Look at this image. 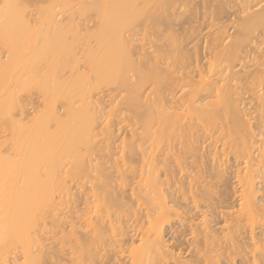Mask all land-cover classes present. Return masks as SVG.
Masks as SVG:
<instances>
[{
  "label": "bare ground",
  "instance_id": "obj_1",
  "mask_svg": "<svg viewBox=\"0 0 264 264\" xmlns=\"http://www.w3.org/2000/svg\"><path fill=\"white\" fill-rule=\"evenodd\" d=\"M44 2H48L46 6ZM27 5L33 7L30 11L33 15L25 13ZM90 14L91 17L87 16ZM87 17L96 20H88L91 21L88 25ZM203 17L215 27L214 33L206 34L214 36L204 41V49L210 51L206 53L209 62L204 67L203 62L198 66V57L202 58L199 45L186 47L200 32L197 22ZM223 18L230 23L231 33L223 27L227 23ZM219 29L222 31L216 32ZM86 40L89 42L85 43ZM81 44L87 45L86 49L76 58L74 47ZM0 48L4 50L0 52V122L11 133L9 146L0 135V264H58L54 260L56 251L52 250L56 244L48 240L53 237L49 235L58 233L70 244L68 264H109L117 255L116 258L127 261L113 264H170L174 256L164 239V230L174 219H180V205L173 199L167 200L162 186L169 184L175 170L188 172H185V168H190L186 159L196 156L197 145L203 143L197 137L209 135L201 122L213 125L220 119L225 136L238 137L240 146L233 153L242 155L244 164L232 169L234 165L224 158L226 143L216 145L223 141L222 137L204 144L212 161L208 175L216 181L210 185L205 181L204 187L197 186L191 192L194 206L201 208L197 219L200 223H195L194 232L201 236L204 246L201 258L194 264H234L236 256H242L246 264H264V199L260 203L257 198L260 194L256 195L261 189H256V182L264 183V0H0ZM82 57L85 65L82 71L77 68L75 76L61 79L63 68L72 69ZM163 79L168 80L169 87L176 84L177 91L175 88L166 95L152 90L142 96L146 83L157 87ZM114 83L122 89V97L115 93L105 100L95 93L97 96L92 98L91 91ZM32 89L44 97V111L38 109L36 113L34 103L26 100L30 111L27 102L17 95ZM55 100L65 102L63 112L50 107L49 102ZM114 107L120 109L117 110L120 114L125 107L135 110L141 132L145 131L154 141L142 142L133 133L128 134L130 137L123 136L125 139L120 134L115 137L110 126L119 124L122 118ZM173 134L174 140L180 139L174 141L178 147L174 142L163 148L158 145L160 137ZM95 138L99 140L96 142ZM92 141L98 145V149L93 145L100 153L98 157L94 149L89 153ZM85 147L91 154L88 156L92 152L94 156L84 158L80 148ZM174 147L181 151L178 155L190 156L179 157L176 152L171 155ZM102 149L112 152L104 151L102 155ZM105 154L109 156L103 159ZM134 155L149 168H140L148 171L139 173L137 189L134 186L129 190L130 196L135 197L130 203L124 201L123 186L128 183L122 175L125 166H129L126 159L132 161ZM170 157L177 169H164L162 181L159 168L166 166ZM70 169L95 175L72 176L68 175ZM227 173L236 177L238 189L232 190L237 197V206L233 207L237 209L233 211L234 217L231 214L226 220L224 234L216 235L206 211L231 208L232 204L227 206L229 193L224 188L218 190L223 185L220 182L227 180ZM77 176L79 179L73 178ZM188 176L189 183H200L195 176ZM87 183L90 184L87 190L92 192L86 199L94 200L92 206H86L79 224L86 230L78 237L75 236L78 221L74 220L78 211L68 220L62 218L68 209H73L74 191H83ZM175 183L178 182H170ZM184 184V181L176 184L182 198L193 187L187 189ZM167 194L170 195L168 191ZM141 199L143 202H138ZM143 205L146 208L141 210ZM111 208L113 217L109 213ZM131 219L138 233L136 238L123 239L122 236L128 235ZM62 224L67 226L57 228ZM104 235L119 239L107 240ZM136 241L138 244L134 245ZM18 247L20 255L9 257ZM172 264L184 263L175 257Z\"/></svg>",
  "mask_w": 264,
  "mask_h": 264
},
{
  "label": "rangeland",
  "instance_id": "obj_2",
  "mask_svg": "<svg viewBox=\"0 0 264 264\" xmlns=\"http://www.w3.org/2000/svg\"><path fill=\"white\" fill-rule=\"evenodd\" d=\"M47 3L48 2H44V4H43V6L45 5H47ZM40 5V4H39ZM41 5H42V3H41ZM28 6V5H27ZM59 8V7H58ZM57 9V8H56ZM31 10H33V7L31 6V7H27V9L25 10V13L26 14H28V12H29V14H31V15H33L34 13L33 12H31L30 13V11ZM57 10H59V9H57ZM34 11L36 12V10L34 9ZM60 12V11H59ZM61 13H63V12H61ZM67 13H68V11H67ZM91 13V12H90ZM65 15H67L66 13H64ZM62 15V16H65V15ZM92 15H93V12L91 13ZM91 14L90 15H87V16H90L91 17ZM61 15V14H60ZM59 16V15H58ZM83 17L85 18V16H81V19H83ZM94 17H95V15H94ZM94 17L93 18H91V19H88V17H87V21L88 20H96V19H94ZM228 19H231V17L230 18H228ZM92 20V21H93ZM223 21H225V22H227V19L225 20L224 18L222 19ZM64 21V20H63ZM221 21V20H220ZM229 21V20H228ZM91 21H88V25H90L91 23H90ZM209 22H210V19H208L207 17H203V18H200L199 20H198V22L197 23H200V32L198 33H196V38H194L192 41V43H189L188 44V46H186V47H192L193 45H195V44H198L199 45V47H200V51H201V53L199 54V56H202V58L200 57H198V60H200L199 62H198V66H200V65H202L201 63L203 62V67L209 62V54L207 55L206 53H209L210 51L209 50H205L204 49V47H205V43H204V41H205V39H207L208 40V38H212L214 35H213V33H214V29H215V27H211L210 25H209ZM230 23L229 22H227V23H224L223 24V27L226 29V30H228V31H226V32H228V33H231V25H229ZM225 25V26H224ZM222 30H224L223 28H221ZM221 29H219V30H216V32L217 31H222ZM210 31H213V33H211L212 35H206V34H208ZM215 32V33H216ZM219 33V32H218ZM228 33H226V34H228ZM204 35V36H203ZM141 36H143L142 34H141ZM138 37V36H137ZM136 37V38H137ZM145 37H147V36H144L143 38H145ZM139 39L141 38V37H138ZM89 39V38H88ZM90 40V42H92V39H89ZM87 42V40L85 41V43ZM89 42V41H88ZM87 42V43H88ZM93 44V43H92ZM84 45V44H83ZM77 46V47H76ZM81 46H82V44H81ZM81 46H78V45H75V49H74V51L73 52H75L74 54H76L75 55V57L77 58V57H80V54L82 55V53H83V50H84V48L86 49V46L87 45H85V47H81ZM185 47V48H186ZM1 50H0V52H2V51H4V50H2V48H0ZM80 52H82V53H80ZM207 56H206V55ZM83 56H84V54H83ZM204 56H206V57H204ZM203 57H204V59H203ZM83 60V57L80 59V61H76V63H77V65H75V66H73L72 67V69H70L71 67L69 66H65L64 68H63V71H62V73L60 74V75H62L63 74V78H61V79H69L70 77H72V76H75L77 73V68H79L78 70L79 71H82V68L85 66H83L82 64L84 63V60ZM205 61V62H204ZM205 64V65H204ZM74 68V69H73ZM193 68V67H192ZM238 68V67H237ZM85 69V68H84ZM191 69V68H190ZM196 68L194 67L193 68V70H195ZM86 70V69H85ZM88 71V70H87ZM87 71H84V72H86L87 73ZM75 72V73H74ZM81 73V72H80ZM85 73V74H86ZM89 73V72H88ZM193 73H195V71L193 72ZM83 74V73H82ZM87 75V74H86ZM88 76V75H87ZM177 76V75H176ZM66 77V78H65ZM90 79L92 78V76H91V72H90ZM89 77H88V79H89ZM92 81H93V79H91ZM164 80V79H163ZM167 80V79H166ZM166 80H164V82H162V83H160V85H158L157 87L153 84V83H146L143 87H142V96L143 95H147L148 93H150L152 90H156V91H158L159 93L160 92H165V94L166 95H170L171 93H173V92H171L170 94H169V92L170 91H174V89L177 87V85L175 84H173V85H171V87H169V86H167L166 84H168V82L166 83ZM168 81V80H167ZM117 85H115V83L114 84H110V85H106V86H101V88H98L99 89V91H98V89L97 90H94V91H97V92H92L91 91V94H92V98L94 99L96 96H97V94H95V93H98V97H99V95H100V97L102 96L105 100H106V98H107V100L108 99H111V97H112V95H118V96H121V94L123 95L124 93H123V91H122V89L121 88H118V86L116 87ZM185 89H187V88H185ZM100 90H102V91H100ZM175 91H177V88L175 89ZM184 91V90H183ZM183 91H181V92H183ZM99 92H100V94H99ZM19 93V92H18ZM103 93V95H101ZM116 93V94H115ZM145 93V94H144ZM168 93V94H167ZM175 93V92H174ZM180 92H178V93H176L177 94V96H179L178 94H179ZM107 94H109V97H108V95ZM120 94V95H119ZM155 94V93H154ZM181 94V93H180ZM17 95H19V97L21 98V99H23V101L25 100V102H27L25 105H26V108H29L30 107V105H28V101L31 103V104H33L34 105V111H36V110H40V109H42V108H44L45 106H43L42 104H45V103H42L43 102V98L44 97H42L41 95H39V93L36 91V90H34V89H32V90H30L29 92H20L19 94H17ZM111 95V96H110ZM41 96V97H40ZM95 96V97H94ZM117 96V98H116V101L118 102V100L117 99H119V97ZM176 96V97H177ZM18 97V98H19ZM106 97V98H105ZM122 97V96H121ZM144 97V96H143ZM91 98V99H92ZM20 99V100H21ZM92 99V100H93ZM26 100H28V101H26ZM42 100V101H41ZM49 100V99H48ZM122 100V99H121ZM41 101V102H40ZM24 102V103H25ZM29 103V104H30ZM62 103V104H61ZM49 104L51 105L50 107L52 108H55V111H57V112H60L61 113V111L63 110V108H64V104H65V102H62V101H54V102H49ZM29 107H28V106ZM33 105H32V107H33ZM63 107H62V106ZM77 105V104H76ZM120 105H121V107L122 108H124V106H122V103H120ZM124 105V104H123ZM37 106H39V107H37ZM62 107V108H61ZM115 107H117V106H115ZM114 107V109H116ZM118 107L119 108H121L119 105H118ZM52 108V109H53ZM32 109V110H33ZM62 109V110H61ZM29 110H30V108H29ZM43 110V109H42ZM45 110V109H44ZM43 110V111H44ZM60 110V111H59ZM117 110H119L120 111V109H116V111ZM124 110V111H123ZM31 111V110H30ZM119 111H117V112H119ZM123 111V115L122 114H120V112H119V114H118V116L120 117V118H122L121 119V122L119 123V124H115L114 123V121H113V119H116L117 117H112L113 119H111L112 120V124L113 125H111L110 126V129L111 130H114L113 131V133H114V135H115V137H117L119 134L122 136H120V138H124V137H127V136H129L131 133H133L134 134V138H138L139 139V137H140V139L142 138L143 139V141H142V139L140 140V141H142V142H146L145 140H147V143H148V141H149V143L151 144V142H153L154 140H150L149 138H151V136H149L148 134H146L145 133V131H143L142 130V132H141V127H139L140 125H139V123L140 122H138L137 120H136V112H135V110H130V109H127L126 110V107H125V109H122L121 110V112ZM33 112V111H32ZM63 112V111H62ZM14 113V112H13ZM36 113H38V111H36ZM35 113V114H36ZM116 113V112H115ZM33 114H34V112H33ZM33 114H30L31 115V117H32V115ZM34 114V115H35ZM40 114V113H39ZM14 115V114H13ZM33 115V116H34ZM37 115V114H36ZM123 116V117H122ZM14 117H15V115H14ZM17 118V117H16ZM125 118V119H124ZM221 123H222V120L220 119V120H217L213 125L212 124H210L209 122H207V121H202L201 122V124L204 126V127H206L205 129L206 130H208L209 131V135L211 134V137L209 138V135L207 136V134H206V136H204V134H203V136H199V137H197L198 139H200V141L201 142H203V143H200V145L198 144L197 145V147H198V151L197 152H195V154H196V156H194V157H188V156H190L188 153H183V155L182 156H185V157H188L187 159H186V163H187V167L189 166L190 168H187L188 170H186V168H185V172H187V173H191V168H193L192 169V173L191 174H187V173H184V172H181L179 169H177L176 168V166L174 165V164H172V163H174V162H172L173 160H172V157H170V160L171 161H169V159L167 160V162L169 163H167L166 164V166H160V168H159V174H160V177H159V179L160 180H162V181H164V179H165V176H164V174H163V172L165 171L164 169H166V170H168V171H170V170H175V168L177 169V170H175V172H173L171 175H170V178H169V175H168V182H169V184H164L163 186H162V188L164 189V191H163V193H164V196H166L167 197V200H169V199H173L174 201H176L179 205H180V210H179V212H180V219H174V222H171V224L170 225H168L169 227H166V229L164 230V239H165V241H166V244H167V246H168V248H169V251L173 254V256H174V258L176 257L177 258V260H179V261H182L184 264H194V263H196L197 261H198V259H200L201 258V251L204 249V246H203V248H202V238H201V236L200 235H196V233L194 232V230H195V228H196V226H195V223H200L199 221H197V219L199 218V214H200V212H201V208H199V207H195L194 206V203H193V201H192V198H191V192H194L195 191V188L197 187V186H202V187H204V183H205V181L206 182H208V184L210 185V184H212V183H214L215 181H216V178H212V177H209V173L211 172V164H212V161H210V157L208 156L209 154H208V152H207V150H206V147H205V145L204 144H206L207 142L209 143V141H211V140H215V139H217L218 137H222V139L221 140H223V141H220V139H219V141L220 142H218V144H216L217 146H220L219 145V143L221 144V142H222V144H223V142H225L226 143V156L224 157L225 159H228V163L230 164V165H234V168L232 167V169H236V168H238V166L240 167H242V164H244V161L242 160V155H238V156H235L234 155V153H233V151L236 149V147H238V146H240V143H239V139H238V137L237 136H230V135H228V136H225V133L223 132V130H221L220 129V125H221ZM5 124V123H4ZM3 123H1L0 122V135H1V139L4 141V143H6V145L7 146H9L7 143H9L10 141H11V133H10V130L8 129V127L7 126H5ZM52 125V124H51ZM52 127V129H53V127H54V125L53 126H51ZM156 127V125H153V127L151 126V128L152 129H154ZM119 128V129H118ZM219 128V129H218ZM131 129H132V132H130L131 131ZM151 131H153V130H151L150 129V132ZM130 132V133H129ZM135 132V133H134ZM125 133H127V134H125ZM152 133V132H151ZM171 133H173V132H170L169 134H171ZM175 133V132H174ZM129 134V135H128ZM148 135V136H146V135ZM176 134V133H175ZM225 136V137H223V135ZM127 135V136H126ZM177 135V134H176ZM176 135H172V136H164V137H160L159 138V141H158V145H160L161 146V148H163L167 143L168 144H172L176 139H178V137L174 140V138L176 137ZM2 136H3V138H2ZM118 136V137H119ZM124 136V137H123ZM102 136H99V137H97V138H101ZM130 137V136H129ZM128 137V138H129ZM148 139H147V138ZM169 137V138H168ZM97 138H95V140L97 139ZM119 138V139H120ZM155 138H157V137H155ZM207 138H209L208 140H207ZM125 139V138H124ZM154 139V138H153ZM172 139V140H171ZM94 140V139H93ZM97 140H99V139H97ZM97 140H96V142H97ZM180 139H178L177 141H179ZM203 140H207V141H203ZM6 141V142H5ZM170 141V142H169ZM176 141V142H177ZM93 143L92 144H90L91 146V149H90V147H89V149L87 148V147H85V148H80V153H82L81 155L82 156H84V158L87 156V157H92V156H94V154H93V152H92V156H88V155H91V154H89V153H91V151L94 149V151L96 152V157H98L99 155L98 154H100V153H98L97 154V151L95 150V148H97L98 149V145H96V142L95 141H92ZM118 142V141H117ZM103 143V142H102ZM101 143V144H102ZM140 143V142H139ZM147 143H143L144 144V147H145V145L147 144ZM148 143V144H149ZM207 143V144H208ZM174 144H175V142H174ZM206 144V145H207ZM6 145H4V147L6 146ZM93 145L95 146V148L93 147ZM114 146H117L118 145V143H117V145H115V144H113ZM113 145H111V147H113ZM176 146L177 145H179L178 143H176L175 144ZM204 145V146H203ZM147 146V145H146ZM93 147V148H92ZM178 147V146H177ZM177 147H174V149H172V151H171V155L172 154H174V152H176L177 153V155H178V153L180 154L181 153V151L180 152H178L177 150H175V148H177ZM203 147H205L204 148V151L202 150L203 149ZM160 148V147H159ZM173 148V147H172ZM85 149V150H84ZM91 150L89 153H88V151H86V150ZM112 149V148H111ZM114 149V148H113ZM158 149V148H157ZM102 151H103V153H102V155H104V151H105V153L107 152V153H109V154H111V150L109 149V150H105V149H102ZM101 151V152H102ZM157 151V150H156ZM99 152V151H98ZM126 152V151H125ZM204 152V153H203ZM207 152V153H206ZM168 153V154H169ZM175 153V154H176ZM121 154V153H120ZM119 154V155H120ZM125 154V153H124ZM126 154H128V153H126ZM125 154V155H126ZM155 154H157V153H155ZM170 154H169V156H170ZM102 155H100V156H102ZM129 155V154H128ZM181 155H178L179 157L181 156ZM200 155H202V156H200ZM109 155H107V154H105V156H102V158L103 157H108ZM118 156V155H117ZM121 156V155H120ZM120 156H118L117 158H119ZM157 156V155H156ZM175 156V155H174ZM207 156V157H206ZM116 156H114L113 158H114V160H116L117 158H115ZM209 157V158H208ZM227 157V158H226ZM235 157V158H234ZM101 158V157H100ZM125 158V157H124ZM128 158V157H127ZM132 158H134V160H132V161H127V159H126V162L128 163V165L129 166H125L126 167V171H125V173H124V175H122L123 176V181H125L126 183H128V184H126L125 182V184L127 185H125V186H123V190H125L126 189V193H123V195H125L126 196V199L124 200V201H127V202H130V203H133V198H135L134 196L132 197V196H130V194H129V190H130V192H131V188H133L135 185H137V182L138 181H140V175H141V173H144V170L146 169V168H144V167H146L147 166V168H149V166L148 165H143V163L140 161V160H138L137 159V155H134ZM207 158H208V160H209V162H208V160H207ZM237 158H239V160H237ZM241 158V159H240ZM103 159H105V158H103ZM101 160V159H100ZM136 160V161H135ZM158 159H155V162L157 161ZM236 160V161H235ZM241 160V161H240ZM103 161V160H102ZM101 161V162H102ZM243 161V162H242ZM172 162V163H171ZM108 162H106V164H107ZM189 163V164H188ZM104 164V163H103ZM102 164V165H103ZM106 164H104L105 166H109V165H106ZM108 164H110V163H108ZM142 164V165H141ZM175 167H174V166ZM237 167H236V166ZM142 166H144L143 168L144 169H141L140 170V168H142ZM159 166V165H158ZM236 167V168H235ZM105 168V167H104ZM109 169H111V168H109ZM107 170V169H105V170H107V171H110V170ZM112 170V169H111ZM190 170V171H189ZM65 171V170H64ZM107 171H105V172H107ZM113 171V170H112ZM145 171H148V169H146ZM182 171H184V168H183V170ZM229 171H231L230 169H229ZM96 172V171H95ZM111 172V171H110ZM178 172H180V173H178ZM98 174L97 175H99V172H97ZM108 173V172H107ZM139 173H140V175H139ZM182 173V174H181ZM198 174L197 175V177L195 176V175H192V174ZM145 174V173H144ZM184 174V175H183ZM63 175V174H62ZM65 175V174H64ZM68 175H95L94 173H92V172H88V171H84V173L82 172H78V171H76V170H71L70 169V172L68 171ZM116 175H117V173H116ZM143 175V174H142ZM146 175H148L147 173H146ZM188 175H191V176H195L196 177V180H198L200 183H198V184H196L194 181L193 182H191V183H189L188 182V179H187V176ZM227 175V180L226 181H224V183L223 182H220V184L222 185L221 187H219L218 188V190H220V189H223L224 188V190H226L227 192H226V194L227 193H229V194H227V206H229L230 204H232V205H230L231 206V208H225V210H223V208H215L213 211H211L210 209V212H209V210L208 211H206V213H207V219L210 221V227H211V230L213 231V232H215L216 233V235H222L221 233H223V231H224V229L226 228V226H228V223L226 222V220L228 219V218H231L230 217V215L232 216V217H234V214H233V211H235L237 208L236 207H233V206H237V201H236V199H237V197L235 198L234 197V193H233V190L232 189H238L237 187H238V185H237V182H236V177H235V175L234 174H229V173H227L226 174ZM118 176H119V174H118ZM121 176V177H122ZM171 176H174V177H171ZM189 177V176H188ZM74 179H79V177L77 176V177H73ZM85 179V178H84ZM84 179H83V181H84ZM94 180V179H93ZM120 180H122V178L120 179ZM94 181H96V180H94ZM173 181H176V182H178V183H175V184H173V185H171L170 184V182H173ZM182 181H184L185 182V184H184V186L187 188V189H189L190 188V186H193L192 187V189L189 191H185V193H184V198H182V193H181V191H178L177 190V187H178V185H176V184H179L180 182H182ZM92 182V181H91ZM118 182H120V181H118ZM113 183L114 184H117V182L115 181H113ZM112 183V184H113ZM140 183H143V181L142 182H140ZM187 183H189V186H188V184ZM256 189H262V191L264 192V185L263 186H261L260 184H264L263 182H256ZM73 185V184H72ZM71 184H70V186H72ZM73 187V186H72ZM86 187H90V184L88 185V183L82 188V190L84 191V193H83V191H79L80 189H78V191L76 190V191H74L75 189H73L72 190V192L74 191L75 193H76V196H74L73 197V209H68V211H67V213H65V215H64V217L62 218L63 219V221L64 220H68V218H69V216L70 215H73V212L74 211H78V214H74V216L76 215L78 218H74V220H76V221H78L77 223H76V230L78 231L77 232V234L75 235V236H78V237H80L81 236V233L83 232V231H85L86 230V228H84V227H82V225L81 226H79V224L80 223H82V221H83V213H84V211H86L87 210V207H89V206H92L93 205V202H91V201H93L94 200V198L93 197H91V198H89V199H86V198H88V196H90V193L92 192V191H90L89 190V188H88V190H87V188ZM136 187V189H137V186H135ZM206 187V186H205ZM257 187H260V188H257ZM74 188V187H73ZM86 188V189H85ZM179 188V187H178ZM128 189V190H127ZM261 189H260V191L258 192V190L256 191V195H258V194H260V195H258L257 196V198L259 199L258 201L261 203L262 201L261 200H263L264 199V193L261 191ZM133 190V189H132ZM198 190V189H197ZM196 190V191H197ZM214 190H216V189H214ZM116 191V190H115ZM134 191H135V188H134ZM167 191L170 193V195H168L167 194ZM117 193H121V191H118ZM213 196H215V195H213ZM261 196V197H260ZM128 197V198H127ZM131 197H132V199H131ZM131 199V200H130ZM86 200V201H85ZM85 202H89V204L87 205V204H85ZM138 202H143V200L141 199V200H139ZM264 202V201H263ZM262 202V203H263ZM200 204H202V202H199ZM233 203H234V205H233ZM236 204V205H235ZM223 205V204H222ZM75 206V207H74ZM87 206V207H86ZM71 207V206H70ZM149 207H151L150 205H148V208ZM223 207V206H222ZM232 207H233V210H231L232 211V213H231V211H229L230 209H232ZM144 208H146V205H143V206H141L140 207V209L141 210H143ZM229 209V210H228ZM113 212H114V209L113 208H111L110 210H109V213H110V215H112V217H113ZM140 215H138L137 214V217H139ZM80 218V219H79ZM181 218L182 219H184V220H181ZM124 219V218H123ZM144 220V219H143ZM199 220V219H198ZM61 221V220H60ZM230 221V220H229ZM228 221V222H229ZM62 222V221H61ZM60 222V223H61ZM231 222H233V221H231ZM230 222V223H231ZM173 223V224H172ZM233 224V223H232ZM128 225H129V227H128V229H127V231H128V235H124V236H122L123 237V239H130V238H136L135 237V235H136V233H138V231H137V229H138V227H136L135 226V223H133L132 222V219L131 220H129V222H128ZM230 225V224H229ZM67 225L66 224H62L61 226H58L57 228H63V227H66ZM68 227L63 231V233L65 234L68 230ZM54 230H56V229H54ZM214 233V234H215ZM225 233H226V231H225ZM224 234V233H223ZM47 235V234H46ZM49 235V234H48ZM87 235H89V234H87ZM215 235V236H216ZM49 236H53V237H48V236H46V237H48V240H50L53 244H56L55 245V247L52 249V250H55L56 252H55V254L57 255V258H55V256H54V260L56 259L57 261H58V264H68V262H67V259H69L68 257H70L69 255H67V254H69L70 253V251H69V248H70V244L67 242V240H66V238L63 236V234L62 233H58V234H56L55 236L54 235H49ZM112 235H104V239H107V240H109V239H119V237H114V238H112L111 237ZM74 237V236H73ZM72 237V238H73ZM122 237H120V238H122ZM219 237H221V236H219ZM136 240V239H135ZM61 241H63V246L60 244V242ZM49 242V241H48ZM48 242H46L47 244H49ZM51 243V244H52ZM62 243V242H61ZM51 244H49L50 246H51ZM52 244V245H53ZM73 244V243H72ZM138 244V242L136 241V243L134 244V245H137ZM54 246V245H53ZM52 250H50V251H52ZM11 253V252H10ZM9 253V257H11L13 254H16L15 256H17V255H20V248L18 247V248H16L15 250H12V254H10ZM105 254H111L110 252H104ZM250 255V254H249ZM119 255H117L116 257H118ZM18 257V256H17ZM113 258V259H111L110 260V263L109 264H113V263H115L116 261H127L126 259H123V257H119V258ZM174 258H172V259H170L169 261H170V264H172V262H174ZM236 258V261H234V264H246L245 263V261H244V258L242 257V256H236L235 257ZM241 259V260H240ZM22 261V259L21 258H19V260H18V262H21ZM69 261V260H68ZM51 261H49V263H50ZM88 264H92V263H88ZM222 264H224V262H222Z\"/></svg>",
  "mask_w": 264,
  "mask_h": 264
}]
</instances>
